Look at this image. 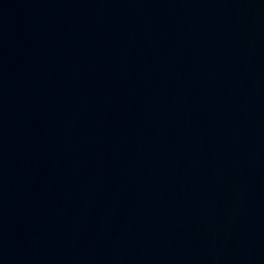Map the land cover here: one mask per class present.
<instances>
[{
    "label": "water",
    "instance_id": "water-1",
    "mask_svg": "<svg viewBox=\"0 0 264 264\" xmlns=\"http://www.w3.org/2000/svg\"><path fill=\"white\" fill-rule=\"evenodd\" d=\"M0 264H264V0H0Z\"/></svg>",
    "mask_w": 264,
    "mask_h": 264
}]
</instances>
